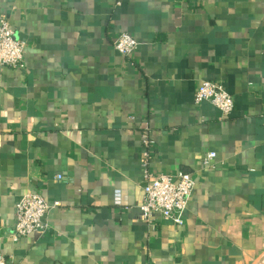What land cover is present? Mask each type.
<instances>
[{
    "label": "crops",
    "instance_id": "1",
    "mask_svg": "<svg viewBox=\"0 0 264 264\" xmlns=\"http://www.w3.org/2000/svg\"><path fill=\"white\" fill-rule=\"evenodd\" d=\"M2 15L26 47L22 69L0 66L1 254L264 264V0H0ZM120 32L139 42L129 55ZM204 80L233 97L230 116L194 103ZM144 133L152 176L194 180L182 224L141 219ZM27 192L58 204L13 240Z\"/></svg>",
    "mask_w": 264,
    "mask_h": 264
},
{
    "label": "built area",
    "instance_id": "2",
    "mask_svg": "<svg viewBox=\"0 0 264 264\" xmlns=\"http://www.w3.org/2000/svg\"><path fill=\"white\" fill-rule=\"evenodd\" d=\"M117 4H120L118 1ZM139 42L127 32H120L113 40V47L122 55H129L138 47ZM26 43L17 39L14 30L6 15L0 17V66L22 69L24 67V51ZM194 103L208 101L216 107L223 117H228L234 109L233 97L219 84L204 80L197 87ZM144 150L140 155L143 168L144 184L142 185V198L139 204L140 216L143 221L153 222L156 215L163 219H170L182 224L183 213L187 207L188 199L194 186V180L189 173L178 172L174 175L160 174L152 176L147 168L152 141L147 133L142 135ZM215 152L207 153L203 165H209ZM57 178H60L59 176ZM115 201H119L116 193ZM42 195L37 192L24 193L15 202L13 208L14 223L11 238L17 240L25 235L41 233L47 225L44 217L51 206ZM0 264H14L11 258L0 253Z\"/></svg>",
    "mask_w": 264,
    "mask_h": 264
}]
</instances>
